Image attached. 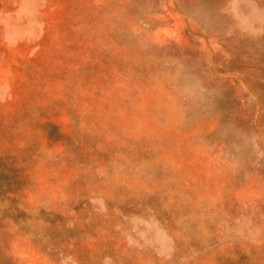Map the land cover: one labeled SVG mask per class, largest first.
<instances>
[{
    "label": "rangeland",
    "instance_id": "rangeland-1",
    "mask_svg": "<svg viewBox=\"0 0 264 264\" xmlns=\"http://www.w3.org/2000/svg\"><path fill=\"white\" fill-rule=\"evenodd\" d=\"M0 264H264V0H0Z\"/></svg>",
    "mask_w": 264,
    "mask_h": 264
}]
</instances>
